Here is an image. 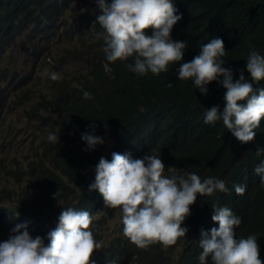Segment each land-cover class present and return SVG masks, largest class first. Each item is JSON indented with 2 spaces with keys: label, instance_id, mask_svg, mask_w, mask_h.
I'll return each mask as SVG.
<instances>
[{
  "label": "trees",
  "instance_id": "obj_1",
  "mask_svg": "<svg viewBox=\"0 0 264 264\" xmlns=\"http://www.w3.org/2000/svg\"><path fill=\"white\" fill-rule=\"evenodd\" d=\"M94 1L0 0V77L8 80L5 86L0 80V115L12 96V85L27 87L7 104L8 111L22 101L29 103L34 86L42 88L27 111L41 141L24 168L17 162L0 161L5 179L13 180L18 188H0V240L25 222L31 235L46 236L56 227L62 207L71 206L92 214L90 228L101 243L90 257L95 264L113 259L117 264H199L200 232L216 226L211 220L212 206L226 205L241 217L237 236L255 233L264 260V185L253 172L264 158L255 155L257 147H264V119L255 141L239 143L222 121L206 124L203 119L205 108L220 105L222 110L224 89L213 81L203 96L190 80H178L175 74L179 63L190 61L201 44L217 36L223 38L227 51L223 59L234 77L236 70L244 68L250 44L264 54V0H175L182 19L173 26L171 36L187 42L183 61L173 63L167 72L144 76L127 70L130 59L106 60L104 41L97 37L99 25H93L98 14L90 8ZM81 8L86 11L81 13ZM145 31L151 34L150 28ZM24 39L28 42L23 49L24 66L32 56L27 73L3 64L7 52ZM51 40H61L63 48L52 50ZM68 61L80 64V69L55 81L41 75L48 65L49 71H56ZM84 90L92 93V99L82 98ZM93 124L94 134L105 142L84 151L80 136L92 131ZM49 133L58 135L59 142L50 141ZM114 151H127L133 158L144 153L159 155L166 175L215 176L225 180L230 191L198 195L190 205L191 215L182 222L188 228L186 236L174 244L154 242L139 248L123 234L119 209L108 208L98 191L88 188L99 158L110 160ZM236 183L246 185L242 195L235 193ZM110 220L115 221V228L110 229Z\"/></svg>",
  "mask_w": 264,
  "mask_h": 264
},
{
  "label": "clouds",
  "instance_id": "obj_2",
  "mask_svg": "<svg viewBox=\"0 0 264 264\" xmlns=\"http://www.w3.org/2000/svg\"><path fill=\"white\" fill-rule=\"evenodd\" d=\"M95 4L98 14L93 25H99L97 37L104 41L102 51L108 62L130 59L127 70L144 76L167 72L173 63L183 61L187 42L171 36L173 26L182 19L175 0H95ZM149 28L151 34L145 31ZM226 52L223 38L213 37L199 46L190 61L179 63L175 74L178 80H190L203 96L208 95V85L213 81L224 89L222 110L220 105L205 108L204 122L222 121L236 141L244 144L255 141L264 119V54L250 44L244 68L236 70L234 77V70L225 66ZM41 75L53 81L61 78L58 72L47 69ZM82 98L92 99V93L84 90ZM90 127L92 131L80 136L86 145L84 151L105 142L104 137L94 134L95 125ZM48 139L59 142L55 133H49ZM255 155L264 157V147H257ZM94 172L89 191H98L108 208L119 209L123 234L139 248L154 242L174 244L186 236L188 228L182 222L191 215L190 205L198 195L211 197L230 191L225 180L215 176L201 178L195 172L166 175L163 160L155 154L133 158L127 151H114L110 160L99 158ZM253 172L264 185V158ZM233 188L242 195L246 185L236 183ZM58 195L57 189L52 197ZM212 208L211 220L216 226L200 232L199 264H208L209 258L211 264H264L257 235L236 234L241 217L226 205ZM92 219L87 209L62 207L56 227L46 236H33L27 222L18 223L6 239L0 240V264H95L90 257L101 243L90 228Z\"/></svg>",
  "mask_w": 264,
  "mask_h": 264
},
{
  "label": "rangeland",
  "instance_id": "obj_3",
  "mask_svg": "<svg viewBox=\"0 0 264 264\" xmlns=\"http://www.w3.org/2000/svg\"><path fill=\"white\" fill-rule=\"evenodd\" d=\"M90 8L92 10H98L95 1L91 3ZM48 45L52 50L58 51L63 48V42L61 40H51ZM28 47L27 40L24 42L16 43L8 52L4 58L3 64L6 68H17L22 73H27L31 70L32 56L27 57V65H23L25 55L23 49ZM53 54V53H52ZM81 65L68 61L66 64L58 67L56 72L60 75L73 74L80 69ZM45 69L50 70L51 67L48 65ZM44 69V70H45ZM2 86L7 85V79L0 77ZM45 78V77H43ZM31 85V82H30ZM27 85H21L17 89L12 85L11 95L8 97L6 102L2 106V112L0 115V161L2 162H17L19 166L24 168L28 158L31 157V153L34 148L38 146L42 137H38L36 130L31 126L30 118L28 117V108L31 104L36 102V94L38 88L33 87V92L29 95V103H24L17 106H12L11 110L8 111V103L14 100L16 94H20L25 91ZM8 187L9 189L17 190L13 180L5 179L3 173L0 171V188ZM120 217L118 216L119 220ZM116 220V221H117ZM110 229L115 228V221L110 220Z\"/></svg>",
  "mask_w": 264,
  "mask_h": 264
}]
</instances>
